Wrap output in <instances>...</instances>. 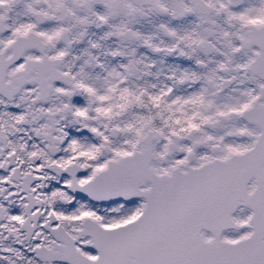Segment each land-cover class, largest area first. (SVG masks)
Masks as SVG:
<instances>
[{
    "label": "snow or ice",
    "instance_id": "1",
    "mask_svg": "<svg viewBox=\"0 0 264 264\" xmlns=\"http://www.w3.org/2000/svg\"><path fill=\"white\" fill-rule=\"evenodd\" d=\"M0 264H264V0H0Z\"/></svg>",
    "mask_w": 264,
    "mask_h": 264
}]
</instances>
